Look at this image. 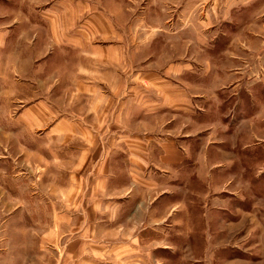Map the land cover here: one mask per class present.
Instances as JSON below:
<instances>
[{
  "label": "crops",
  "instance_id": "crops-1",
  "mask_svg": "<svg viewBox=\"0 0 264 264\" xmlns=\"http://www.w3.org/2000/svg\"><path fill=\"white\" fill-rule=\"evenodd\" d=\"M207 1L0 0V109L5 104L10 116L13 107L19 132L40 134L46 140L40 148L49 143L51 158L64 157L68 171L64 189H49L64 199L49 227L19 232L34 245L23 240L14 246L23 259L18 264H170L171 249L182 262L188 254L202 260L219 243L214 228L234 231L229 222L214 223V213H232L233 207L229 198L222 204L214 196L225 189L241 196L244 178L235 192L234 167L253 154V164L264 168V150L242 141L241 131L221 133L231 108L218 93L257 88L238 77L245 58L236 54L256 52L245 35L257 31L244 24L246 43L227 46L223 59L210 64L206 52L221 51L214 44H193L177 30L178 44L160 38L172 18L214 22L209 29L238 20L234 0H211L202 14ZM261 1L243 0L244 15ZM261 17L264 12L249 22ZM204 63L209 78L203 77ZM233 90L230 99L237 98L240 114L248 116L251 93ZM255 117L264 121V111ZM20 149L26 156L27 147ZM46 151L34 155L44 161ZM222 171L226 181L218 185ZM191 180L216 193L185 192L184 182ZM187 193L206 204L193 220L183 213ZM248 216L237 228L249 221L263 228L264 220ZM172 225L178 243H172ZM5 241L0 260L12 251ZM27 252L35 259L26 261Z\"/></svg>",
  "mask_w": 264,
  "mask_h": 264
},
{
  "label": "rangeland",
  "instance_id": "rangeland-1",
  "mask_svg": "<svg viewBox=\"0 0 264 264\" xmlns=\"http://www.w3.org/2000/svg\"><path fill=\"white\" fill-rule=\"evenodd\" d=\"M95 1L97 3V0ZM242 1L243 0H234L236 9L232 12H234L235 18L238 20L220 22L215 28L212 27L209 29L210 24H214V22L206 23L204 20L199 19L176 21L175 18H172L170 22L161 27L162 36L160 38L163 41L162 43L170 45L178 44V32H175L177 30L180 31V33L183 32L186 34L183 37H186V40L193 44L203 43L207 45L206 47L214 44L218 50L221 48V51L218 52V56H216V53L211 54L209 51L206 52L208 58L206 57L207 59H204V61H209L210 64L211 62H216L218 58H220V53L228 48L227 46L233 44V46L237 48L238 45H242L244 42L246 43V40L243 41V36H241L244 24L247 23L246 25H250L249 27L251 30L255 29L257 31L254 33L255 35H250V37L249 35L245 36L249 39L251 45H254L255 48L257 47L256 52L258 53L255 52L249 53V55H242V52L238 51L236 54L245 58V64H238V67L243 69L238 77L240 79L246 78L244 80L245 82L248 80H250V83L257 82L256 84H258V86L257 88H252L250 84L251 87L247 85L236 88L235 90L231 87L233 93L240 92L241 95L240 88H245L247 92L251 93V100L247 107V114L250 116H244L242 113L240 114V110L237 107V98L233 100L230 99V94H232V92L229 93V91L231 90H227L228 92L226 91L228 93L227 95L226 92L220 91L218 97H220L219 102H221L222 99V104H225L224 107L228 105V108H231L227 111L228 115L226 114V119L223 120L225 124L221 122L222 126L225 128L228 127V130L225 128L221 129V133L225 132L230 135L235 133V135H238V132L241 131L242 134L240 138L243 139L242 141L248 142L249 145L252 144V148H258L261 150L260 152H262L264 150V140L258 141L257 139L260 140V137L264 136V121L261 119L259 121L255 117V113L264 111V17L256 21H249L252 17L262 16L264 11L261 12V10L264 8V1L254 6L253 9H255L246 15L243 13ZM206 4L208 5H204V9H201L202 14L211 9V0H208ZM224 4H226V0ZM224 7L223 9L226 10V6ZM219 11L220 13L222 12L221 7ZM192 17L194 18V16ZM207 25L209 27H207ZM204 29L206 30L203 31ZM209 64L205 65L204 63L202 69L204 78H209L211 75ZM207 65H209V67H207ZM222 77L226 78V75H222ZM2 92L3 91L0 89V96L1 94L3 96ZM6 111V106L4 104L3 111L0 109V255H4L1 251L2 243L5 239L11 242L12 251L11 254L7 252L5 258L0 260V264L8 260L10 263L18 264L22 263L23 259L17 257L19 255L18 252H13L14 246L18 245L20 242L22 243L23 240H26L25 242L28 246L34 245L32 238L26 237L22 239L19 232H22V228H27L28 231L35 232L37 228L39 231H42L44 228L47 229L49 227L52 216L54 219V215L64 204L63 197L57 198L52 196L49 189H51V187L58 188L59 190L64 189L68 184V171L66 163H63L65 160L64 157L61 158L60 156L58 159L51 158L49 153L50 149H46L49 143L42 149L40 148L44 145V141H46L42 137H38L40 134L34 135L28 132L21 134L19 132L21 125L18 123V115L14 112L13 107L10 116L5 115ZM241 112H243V110H241ZM248 126L250 127L247 128ZM34 138L38 139V141ZM22 145L27 147L26 156H24L25 154L22 153L20 149ZM36 145L37 147L35 148L34 146ZM42 151H46L44 161H41L39 157L36 158L34 155L35 152ZM53 151H56V149ZM236 153H238V151H236ZM254 156L255 155L252 154V157ZM252 157L241 161L243 165L236 164L234 167V174L238 177V179L236 178L234 188L236 189L239 187L238 184L241 183L239 176H243L244 180L242 184L244 189H239L243 191V194L241 196L239 194L230 197L227 195L225 189L223 193L218 192L217 196H214L215 202L217 199L225 200L222 204H225L227 198H229L230 207L231 204L233 206L230 208V212L235 214L232 216V213L222 211L214 213V223L217 221L218 224L225 223L226 225V223L229 222V225L236 226L234 231L229 229L227 232L224 229L214 228V233L218 232L217 237L219 243L214 247L215 249H213V253L209 255V258L204 254L202 260H194L188 254L186 262H182V260L180 261L177 257L179 255L174 253V250L171 249V253L169 254L171 259L170 264H264V226L260 229L255 228L249 221L245 223L243 227L237 228V225L242 221V216L248 215V213V220L253 217L256 218V221L264 220V168L254 165ZM262 159H264V156ZM242 167L246 169L242 171ZM219 177H221V179H219L218 185L224 184L227 177L226 173L222 171ZM184 183L187 187L185 189L183 188L185 192H189V190L192 192V190H195L202 191L206 194L216 193L214 190L209 192L210 189L208 187L210 186L207 185L208 183L205 185L204 182L197 183L196 180ZM235 192L238 193V188ZM214 197H212V199H214ZM201 200L202 199L198 196L194 197L187 193V205L183 211V213L187 212V219L193 220V215L195 216L198 211H200V207L203 208L206 205L201 202ZM210 204L213 205L216 203L212 202ZM212 205L208 208L212 207ZM178 217L180 219H186L184 214H178ZM6 223H10L9 226L11 227ZM177 231L178 229L172 225V243H178V240H180L176 235ZM207 247L208 246L204 245V249H207ZM25 257L28 262L35 259L34 254L30 252H27Z\"/></svg>",
  "mask_w": 264,
  "mask_h": 264
}]
</instances>
